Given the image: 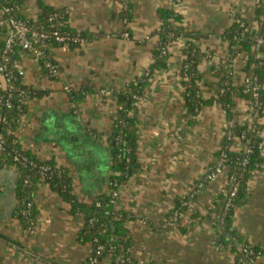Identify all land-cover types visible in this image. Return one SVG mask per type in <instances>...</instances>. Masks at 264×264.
Segmentation results:
<instances>
[{
  "label": "crops",
  "instance_id": "1",
  "mask_svg": "<svg viewBox=\"0 0 264 264\" xmlns=\"http://www.w3.org/2000/svg\"><path fill=\"white\" fill-rule=\"evenodd\" d=\"M40 3L60 12L67 25L90 37L76 47L48 46L57 65L55 77L30 54L17 55L24 70L21 83L43 94L27 100L26 112L8 135L37 158L66 168L72 192L87 204L109 192L112 174L106 138L118 97H102L99 90L119 92L147 73L160 40L161 8L172 9L180 15L184 31L197 34L196 44L204 54L197 66L199 93L213 101L196 115L188 113L180 72L184 40L171 38L167 67L154 73L138 104V167L120 187L116 208L129 214L124 225L135 261L233 264L231 245L216 225L224 174L201 188L198 183L216 160L225 131L237 130L249 121L250 102L241 93L232 98L229 115L215 99L223 69L236 90L251 74V68L245 69L249 54L226 40L224 33L240 20L252 32L258 30L264 20V0H24L21 15L37 18ZM3 36L0 25V42ZM64 85L81 96L73 99ZM262 124L264 144V116ZM241 147L235 137L231 139L230 150L237 152ZM19 176L15 166L0 169V264H82L91 252L89 243L78 241L84 215L70 213L56 192L39 183L37 227L28 232L17 213ZM186 199L184 216L168 223V214ZM231 227L243 240L264 249V169L252 171L248 178L245 197L234 207ZM96 264H111V259L105 256Z\"/></svg>",
  "mask_w": 264,
  "mask_h": 264
},
{
  "label": "trees",
  "instance_id": "2",
  "mask_svg": "<svg viewBox=\"0 0 264 264\" xmlns=\"http://www.w3.org/2000/svg\"><path fill=\"white\" fill-rule=\"evenodd\" d=\"M16 6L14 14L19 19H25L21 15V7L24 0H11ZM41 13L37 17V22L31 21L30 23H43L49 14L54 12L49 7L43 6L40 3ZM58 12V11H57ZM60 13V12H59ZM61 14V13H60ZM62 15V14H61ZM264 17V15H262ZM160 26L157 30L159 35V43L153 49V62L148 65L147 73L144 74L137 82L129 83L125 88L119 92H114V95L118 97V110L115 117L112 119L110 125L109 134L107 135V141L111 146V170L112 174L109 177L107 194L100 195L94 199L91 204L80 201L76 194H74L72 186V178L66 168L58 165L54 160H46L37 158L30 150L24 149L16 142H13L8 135L9 130L15 129L17 122L21 116L26 112V104L21 109L0 108V111H5L8 116V121L0 122V131L3 133L6 139V145L8 146L6 152L0 154V169L6 166H15L20 172V176L16 186V196L18 199V216L25 228H27V222L21 215V210L24 208V204L27 201H33L31 208V216L36 220L37 210L35 205L36 188L39 183H46L51 190L56 192L60 198L68 204L70 213H82L85 217L84 224L78 232V241L80 243H89L91 245V256H95L97 260H101L105 256H109L111 264H135L137 263L132 259L129 249L131 246V240L129 233L124 225V222L129 218V214L123 210L116 208L117 198H112V192H119L122 184L133 174L137 169V149H138V127L136 111L138 104L143 98L144 87L152 79L156 71H160L167 67L168 53L163 49L168 45L171 38L181 37L184 40V58L180 65V72L182 78V86L184 87V100L188 113L196 115L205 106L209 105L213 99L206 98L200 95V77L198 76L197 66L204 54L200 52L198 45L196 44L198 36L196 33L186 32L180 26V15L176 14L172 9L161 8L159 10ZM125 22V21H124ZM173 23H176L173 26ZM62 30H67L70 33H79L82 39H87L88 36L84 32H77L72 29L66 22L60 27ZM129 37V32L125 31ZM258 36L264 37V20L260 23L258 30L252 32L247 24L240 20L234 22L230 28L224 33V38L230 43H237L241 51H246L249 55V60L245 69L251 68V75L256 77V84L259 88L258 93V107L255 109L254 99L251 98L250 93L244 90V85L236 90L232 85L230 76L227 74V70L223 69L220 73L222 85L220 91L215 100L219 102L229 115L233 97L238 93H241L243 98H246L250 102V111L248 113L249 121L240 126L237 130L226 131L232 132L233 136L244 133V138L241 139L242 147L239 151H232L229 148L231 140H227L224 137V142L220 150L216 155V159L220 156L221 151H225L227 160L229 175L234 177L237 182V191L234 197L233 206L230 207L225 213L223 212V206L219 218L216 221L217 229L220 236L227 237L231 245V250L234 253V263L238 264V257L241 255V246L243 244H249L246 240L237 234L232 229V216L234 207L245 197L247 189V181L252 171L261 169L263 158L258 149L259 144H263L261 135L262 131V119L264 116V44L260 46L258 50L254 47V41ZM82 42L75 44H68V46H79ZM51 44H59L52 42ZM2 42H0V49ZM260 55L255 57V55ZM16 53L14 59L18 58ZM31 55V54H30ZM45 56L50 61L55 63L50 56L48 50L45 51ZM41 68L47 72V69L42 66ZM252 66V67H251ZM13 85L18 88L25 89L28 94V98L40 96L43 92L33 90L32 88L21 83V78H15ZM223 89V91H221ZM73 99L79 98L80 93H73L71 90L68 92ZM113 95V96H114ZM118 95V96H117ZM136 96V97H135ZM138 97V98H137ZM257 111V114H255ZM225 131V132H226ZM251 149V152H246L247 149ZM17 153L19 157L25 156L29 161H33L35 166L29 165V162L14 161L13 155ZM247 157V163L244 167L235 164V160H240L243 157ZM43 166H48L50 170L43 172ZM27 181V183H25ZM119 194V193H118ZM189 199V198H188ZM179 202L177 207L183 213L187 205L183 202ZM99 203V205H97ZM173 209V210H174ZM101 245L102 250L100 254H96V248ZM251 245V244H250ZM251 248L254 252H259L264 256V249H260L256 246ZM121 256L119 260L117 257ZM128 257L129 261L125 259ZM88 257L82 263L88 262Z\"/></svg>",
  "mask_w": 264,
  "mask_h": 264
},
{
  "label": "built area",
  "instance_id": "3",
  "mask_svg": "<svg viewBox=\"0 0 264 264\" xmlns=\"http://www.w3.org/2000/svg\"><path fill=\"white\" fill-rule=\"evenodd\" d=\"M15 8L16 6L11 0H0V25L4 28L2 47L0 49V108L2 109L4 107L7 110L21 109L29 99L27 97L28 92L25 89L13 85V80L15 78H22L24 76V70L20 62L13 58L16 53L21 56L24 54H31V57L37 63L40 64V62H42V66L47 69V73L50 77H55L57 75V65L45 56V51L48 46L52 42L68 45L70 43L75 44L83 41L79 33L73 34L60 28L64 24L63 15L57 11L49 14L43 23L33 24L30 22H37V18L19 19L18 16L14 14ZM124 36L128 37L126 32H124ZM263 44V36H258L254 41V47L256 50H258ZM163 49L166 51L167 46ZM243 85L244 90L250 93L251 98L254 99V110H256L259 106L257 101V89L259 86L256 84V77L251 74L246 76ZM63 90L69 92L70 88L68 85H64ZM221 91H223V89ZM98 94L102 97L108 98L114 95V90L111 88H103L99 90ZM255 114H257V111H255ZM5 121H8V116L7 113L2 110L0 111V122ZM244 136V133H241L238 137L233 136L230 131L224 133V137L227 140H231L235 137L239 142H241V139H243ZM7 148L6 139L0 131V154L6 152ZM258 149L263 158L261 169H264V144H259ZM246 152H251V149H247ZM13 160L21 161L23 163L29 162V165L35 166L33 161H29L25 156L19 157L17 153L13 155ZM226 160V153L222 150L220 156L208 167L198 183V188H201L204 182L215 179L217 176L224 174V179L220 187V196L224 213L233 206L234 197L238 188L234 177L229 175ZM247 161V157L244 156L240 160H235V164L244 167ZM41 168L43 172L50 170L48 166H43ZM25 183H27V181H25ZM117 195V192L111 193L112 198H116ZM183 204L187 205L188 202L184 201ZM32 205L33 201H27L24 204V208L21 210V215L27 222L26 229L30 233H33L37 227V220L31 216ZM97 205H99V203H97ZM182 216H184V213L181 210L174 209L168 214V223L173 224ZM241 247L242 253L238 257V264H264V256L259 252H254L250 244H243ZM101 250L102 246L99 245L96 248V254H100ZM88 258V262L85 264H96L98 262L95 256L89 255ZM120 258L121 256L117 257V260ZM125 260L128 262V257ZM136 262L137 263L135 264H145L143 261Z\"/></svg>",
  "mask_w": 264,
  "mask_h": 264
}]
</instances>
